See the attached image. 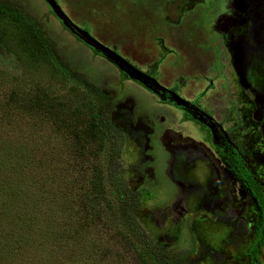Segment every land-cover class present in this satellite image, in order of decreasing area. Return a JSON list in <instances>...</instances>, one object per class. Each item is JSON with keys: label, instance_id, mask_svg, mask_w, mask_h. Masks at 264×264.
<instances>
[{"label": "rangeland", "instance_id": "1", "mask_svg": "<svg viewBox=\"0 0 264 264\" xmlns=\"http://www.w3.org/2000/svg\"><path fill=\"white\" fill-rule=\"evenodd\" d=\"M4 1L111 98L118 169L152 241L187 250L176 264H247L258 211L209 151L232 143L264 187V0ZM0 24L9 46L0 48V157L9 155L10 179L0 182V264H138L104 201L91 195L85 208L91 168L51 122L11 102L36 83L65 95L75 82L31 62L20 32ZM13 153L23 159L18 178Z\"/></svg>", "mask_w": 264, "mask_h": 264}, {"label": "trees", "instance_id": "2", "mask_svg": "<svg viewBox=\"0 0 264 264\" xmlns=\"http://www.w3.org/2000/svg\"><path fill=\"white\" fill-rule=\"evenodd\" d=\"M0 22H6L20 32L17 46L27 53L31 62L41 63L51 72L60 73L76 84L75 89L69 94L56 95L48 87L36 83L22 95L13 94L11 102L21 111L27 110L51 122L57 132L63 133L68 139L75 149V154L80 158L79 162L91 168V188L90 190L87 188L85 196H82L85 208L91 205L92 201L98 199L104 201L105 209L110 211L115 221H118L120 227L117 231L118 242L132 252L138 264H176L175 262L182 260L188 253L187 250H179L173 245L155 244L133 216L137 197L128 189L118 169L121 148L118 145L117 131L108 118L112 110L111 98L88 78L68 68L64 58L53 48L51 40L42 35L32 16L19 5L9 1L0 2ZM87 43L99 49L93 43L88 41ZM0 48L9 49L1 24ZM107 56L124 65L119 58H113L109 54ZM224 146L232 162L228 166L229 170L247 190L258 211L253 236L244 255L247 264H263L260 257L264 247V187L247 167L244 157L234 149L233 144L225 141ZM17 154L10 155L15 159L16 167L13 170L15 178L22 176L20 167L23 159L22 156H15ZM4 156L5 159L0 157L2 184H6L8 179L7 167L4 170L2 168L9 155ZM112 182L114 185H111ZM112 186L114 190H109L108 187ZM91 195L94 198L92 201ZM92 219L98 222L102 219V214H95ZM64 244L67 252L66 240Z\"/></svg>", "mask_w": 264, "mask_h": 264}, {"label": "crops", "instance_id": "3", "mask_svg": "<svg viewBox=\"0 0 264 264\" xmlns=\"http://www.w3.org/2000/svg\"><path fill=\"white\" fill-rule=\"evenodd\" d=\"M225 151L226 150H219V149H213V151H209L212 155L211 156H214V158L217 160V162L220 164V166H223L224 168H226V170L229 171V173L231 174L232 178L236 179L233 174L231 173V171L229 170V164H231V160L230 162L225 159ZM227 153V152H226ZM229 157V156H228ZM221 158V159H220ZM223 159V160H222ZM230 159V158H229ZM163 159H160V162H162ZM160 168H161V164L158 165ZM219 166V167H220ZM180 172V171H178ZM175 175H177V171L175 172ZM237 180V179H236ZM171 181V180H170ZM239 182V181H238ZM175 182H172V186L173 188L171 187V190H172V196L176 199V198H181L179 197V194H181V190H179V185L177 186V184H174ZM188 195V194H186ZM147 233V232H146ZM148 234V233H147ZM149 235V234H148ZM173 246H176L178 247L177 244L173 245ZM189 253V252H188Z\"/></svg>", "mask_w": 264, "mask_h": 264}, {"label": "flooded vegetation", "instance_id": "4", "mask_svg": "<svg viewBox=\"0 0 264 264\" xmlns=\"http://www.w3.org/2000/svg\"><path fill=\"white\" fill-rule=\"evenodd\" d=\"M118 64H119V63H118ZM123 64H124V63H123ZM121 66H122V65H121ZM121 66H120V67H121ZM124 66H125V65H123V68H124ZM136 76H137V75H136ZM138 77H139V76H138ZM141 77H142V76H141ZM141 77H139V78H141ZM222 144H223V146H224V141H223ZM224 149H225V146H224ZM225 150H226V149H225ZM260 259H261V257H260ZM261 262H262V261H261Z\"/></svg>", "mask_w": 264, "mask_h": 264}]
</instances>
